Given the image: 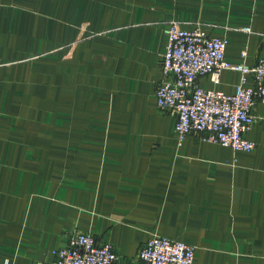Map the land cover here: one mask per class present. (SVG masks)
Instances as JSON below:
<instances>
[{"label":"crops","instance_id":"0c3cea01","mask_svg":"<svg viewBox=\"0 0 264 264\" xmlns=\"http://www.w3.org/2000/svg\"><path fill=\"white\" fill-rule=\"evenodd\" d=\"M171 22L225 39L231 64L264 58V0H0V264L49 262L73 231L115 264L153 235L192 264H264V104L251 151L179 141L155 100Z\"/></svg>","mask_w":264,"mask_h":264},{"label":"built area","instance_id":"2783aa9c","mask_svg":"<svg viewBox=\"0 0 264 264\" xmlns=\"http://www.w3.org/2000/svg\"><path fill=\"white\" fill-rule=\"evenodd\" d=\"M249 31L248 28H244ZM167 41L159 66L161 79L155 90L156 106L175 113L174 129L181 141L194 133L200 140L217 143L235 151H251L255 143L245 132L255 122L254 104H264V58L254 65L231 64L225 55L227 41L208 35L201 28L186 30L171 22L164 29ZM239 72L233 93L208 90L196 82L209 74L218 82L221 70ZM251 75L254 86H247ZM51 261L30 264H115L118 257L109 243H97L89 233L73 231L65 246L52 252ZM194 247L190 244L153 235L137 251V264H192Z\"/></svg>","mask_w":264,"mask_h":264}]
</instances>
